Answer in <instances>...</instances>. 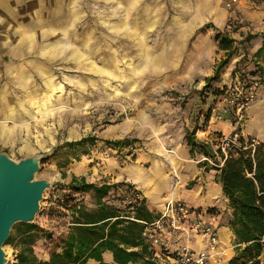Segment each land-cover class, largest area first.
Segmentation results:
<instances>
[{"label": "rangeland", "instance_id": "obj_1", "mask_svg": "<svg viewBox=\"0 0 264 264\" xmlns=\"http://www.w3.org/2000/svg\"><path fill=\"white\" fill-rule=\"evenodd\" d=\"M262 3L244 0L227 9L223 0H28L17 2L13 14L5 5L0 97L5 91L6 97L0 104L12 105L19 117L12 121L7 112L0 113V126L15 127L10 138L0 140V151L15 161L42 155L46 160L37 179L51 183L32 224L50 235H63L71 221L69 205L96 209L91 193H75L69 187L73 176L95 185L122 183L105 202L125 210L123 201L131 200L133 192L142 195L129 172L141 168L145 178L152 171L171 174L168 155L172 152L174 160L182 150L188 152L183 137L193 128L196 139L204 137L201 131H213L203 143L210 154L198 165L205 173L217 168L220 139L234 127L236 104L248 87H254V101L264 89V75L261 80L252 76L254 66L264 70V63L250 53L252 40L245 41L255 23L262 25L264 19L244 16L249 7ZM216 33L235 40V55L208 84L206 78L225 58L214 40ZM47 99L49 104L41 106ZM251 105L243 114L241 131ZM21 106L35 118L27 119ZM88 136L97 139L86 145L88 154L67 163L65 144ZM106 141L128 144L111 147ZM187 156L191 163L199 159L196 153ZM21 228L18 223L12 227V242L3 247L7 264L15 262L23 247ZM162 254L175 256L173 250ZM215 260L226 264L220 254Z\"/></svg>", "mask_w": 264, "mask_h": 264}, {"label": "trees", "instance_id": "obj_2", "mask_svg": "<svg viewBox=\"0 0 264 264\" xmlns=\"http://www.w3.org/2000/svg\"><path fill=\"white\" fill-rule=\"evenodd\" d=\"M254 36L248 35L249 42ZM214 40L217 47L224 53L214 70V75L206 78L209 84L216 81L220 72L235 55V40L226 34L216 33ZM263 54L264 42L253 58ZM252 76L261 80L264 70L254 66ZM208 117L205 118L207 120ZM196 129L187 130L183 140L188 148V154L193 157L201 152L209 156L203 143L195 138ZM96 137L88 136L77 141L66 143L71 160L79 161L80 156L87 155L86 145H94ZM243 143V140L240 139ZM111 147H122L128 141H106ZM213 158V157H212ZM42 159L40 165L45 162ZM202 167V166H200ZM216 170L215 182L221 185L222 194L228 201L231 210L229 227L235 237L239 249L228 264H264V143H257L253 152L251 149L239 150L235 156L228 155L223 165ZM123 184L95 185L85 181L83 177H73L69 187L75 193H91L96 202L95 210L83 208L78 203L69 205L71 221L68 224L61 250L51 254L47 261L38 260L33 253V245L42 237L51 240L52 235L34 224L18 223L22 228L19 235L24 239L23 247L15 254L13 264H108L103 260V254L111 253L113 264H160L153 251L143 238L146 224L157 217L148 211L144 199L127 205L125 210L105 202L110 193L115 192ZM127 189H132L126 185ZM126 189V190H127ZM138 194L133 192V195ZM209 212V211H208ZM12 242L11 237L5 245Z\"/></svg>", "mask_w": 264, "mask_h": 264}, {"label": "crops", "instance_id": "obj_3", "mask_svg": "<svg viewBox=\"0 0 264 264\" xmlns=\"http://www.w3.org/2000/svg\"><path fill=\"white\" fill-rule=\"evenodd\" d=\"M22 1H25V3L28 4V0H0V26L8 23L7 20L2 19L3 14L6 12L5 5H8L9 8H12L13 14L16 12L15 6L17 5V2ZM33 1L34 0H32V2ZM37 1H39L41 4H51L52 2V0ZM225 1L226 0H223L224 3ZM36 11L37 15H39L41 7L36 8ZM261 15L264 19V3L258 5L256 9L249 7L244 13L245 17L255 21L258 20L257 17ZM26 17H28L27 14ZM249 33L252 36L258 35L257 37L254 36L252 43L249 46L250 53L254 55L255 52L261 48L264 42V24L258 25L255 23L254 30ZM57 46L58 48L64 47L63 44H58ZM257 58L262 64L264 63L263 54ZM7 68L8 69L6 72L10 73L11 71L9 66ZM4 97H6V91L2 93L0 99L2 100ZM3 103L6 106H2V104H0V113L2 114L7 112V115H9L12 121H17L19 113H17L12 105H8L6 102ZM48 104L49 101L47 99L41 104V106ZM37 108H39V106ZM20 109L21 113L25 114L27 119L35 118V114L33 112L27 111L22 106ZM248 112V120L246 121L245 128L242 130L243 137L255 138L258 143H264V89H261L259 92H257L256 99L249 108ZM22 119L23 118L20 117L19 121H22ZM18 127L20 131L23 129L22 126ZM14 128H6L4 125H1L0 140L10 138ZM201 132L204 134V137L197 140H201L202 143L207 144V142L204 140H206L213 131L211 129H207V131ZM186 150L187 149L182 150L181 155L174 160L170 156L172 152L169 153V160L173 162V171H171V174L167 175V173L164 171H152L150 175L148 174L145 178L144 171L141 168H134L129 172L128 177L133 183L137 184L139 188H141V197L144 199V205L153 215V217L159 216L167 200L177 199L184 201L188 206H190V208L197 210L204 219L211 221L219 237L218 250L224 260H226V264H228L229 260L235 255L239 247L236 244L235 237L229 227L231 210L228 207V201L222 194L221 185L215 182V177L218 172L216 170H211L209 173H205L203 171L204 167H200L198 165L201 159L203 160L205 156L198 150L196 154L197 158L199 159L195 163H191V159L187 156L188 152ZM193 181L196 183H192ZM190 183L192 184L191 188L188 187ZM86 194L91 197L89 193ZM65 235L66 232L63 235L57 232V234L52 235L51 240H46V238L40 237L35 245H33V253L35 257L38 260L47 261L52 253L59 252L61 250ZM164 239H166L171 251H174L180 244L186 243L188 241V239L182 234L169 237L166 234L164 235ZM189 243L193 247H196L197 245V242L193 238L189 239ZM215 259L212 261V264H216ZM103 260L108 264H113L112 255L109 252L103 254ZM88 264L95 263L93 261H89Z\"/></svg>", "mask_w": 264, "mask_h": 264}, {"label": "built area", "instance_id": "obj_4", "mask_svg": "<svg viewBox=\"0 0 264 264\" xmlns=\"http://www.w3.org/2000/svg\"><path fill=\"white\" fill-rule=\"evenodd\" d=\"M241 1L244 0H226L225 6L227 9H232ZM253 92L254 87H248L243 99L236 104L237 119L234 127L229 135L220 139L218 152L221 158H219V165H216L218 167H221L228 155H231L232 149L233 151L236 148H239L238 150L251 149L253 152L258 143L253 138L245 139L240 130L243 114L254 101ZM240 139L243 140V143L240 142ZM204 160L207 159L204 158ZM140 199L141 196L135 194L131 200H124L123 203L131 205ZM166 234L168 237L182 234L188 239L186 243L180 244L173 251L175 252L174 257H165L162 254L163 251L170 250L166 239H164ZM143 238L160 264H212V261L220 254L218 250L219 237L212 222L204 219L197 210L190 208L184 201L177 199H169L165 202L159 216L153 222L146 224ZM190 238L195 239L196 247L189 243ZM170 253L168 252V255Z\"/></svg>", "mask_w": 264, "mask_h": 264}, {"label": "water", "instance_id": "obj_5", "mask_svg": "<svg viewBox=\"0 0 264 264\" xmlns=\"http://www.w3.org/2000/svg\"><path fill=\"white\" fill-rule=\"evenodd\" d=\"M43 158L36 154L15 161L0 151V264L8 263L3 247L12 227L33 223L43 193L51 187L48 180L37 179Z\"/></svg>", "mask_w": 264, "mask_h": 264}]
</instances>
